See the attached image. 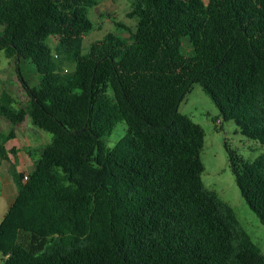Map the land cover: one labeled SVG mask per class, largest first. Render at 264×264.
Wrapping results in <instances>:
<instances>
[{
	"label": "trees",
	"instance_id": "obj_1",
	"mask_svg": "<svg viewBox=\"0 0 264 264\" xmlns=\"http://www.w3.org/2000/svg\"><path fill=\"white\" fill-rule=\"evenodd\" d=\"M94 5L0 0V51L16 72L30 62L38 80L29 87L18 74L20 108L0 97L11 125L0 161L25 120L58 129L30 172L11 170L1 264H264L204 187V131L178 111L199 85L224 121L264 145V0H132L135 31L116 23L126 40L108 33L84 50ZM118 122L126 133L107 148ZM230 162L264 226V155L247 163L230 152Z\"/></svg>",
	"mask_w": 264,
	"mask_h": 264
},
{
	"label": "rangeland",
	"instance_id": "obj_2",
	"mask_svg": "<svg viewBox=\"0 0 264 264\" xmlns=\"http://www.w3.org/2000/svg\"><path fill=\"white\" fill-rule=\"evenodd\" d=\"M131 2L132 0H95V5L88 10L93 31L84 38L83 49H87L91 43L101 40L108 33L115 35L120 41L126 40L127 31H122L116 23H122L132 33L135 31L136 20L127 17ZM54 42L55 38L49 40L50 45ZM18 74L29 87L38 86L37 76L30 62H21L19 72H16L12 60L7 59L4 52L0 51V97L2 94L8 95L14 108H20L26 102L17 78ZM178 111L198 124L204 131L200 154L204 167L201 177L204 187L216 193L219 199L234 211L238 222L251 241L264 254V226L260 224L241 197L230 162L231 152L238 159L251 163L264 155V145L242 136L232 121H224L218 108L199 85L192 86L190 93L180 103ZM10 130L9 122L0 119V133L7 135ZM57 132L58 129L51 130L43 125L34 126L29 120H25L14 129L15 137L7 141L4 146L9 150L8 152L12 148L18 152L14 162L17 166L24 164L25 168L31 169L37 161L39 152L50 144ZM125 133L126 125L118 122L111 134L104 139L105 146L112 148ZM11 157L14 155L11 154ZM3 167L1 171H5L8 175L14 168L12 164ZM5 212L4 201H0V222ZM2 260L3 257L0 255V264Z\"/></svg>",
	"mask_w": 264,
	"mask_h": 264
},
{
	"label": "crops",
	"instance_id": "obj_3",
	"mask_svg": "<svg viewBox=\"0 0 264 264\" xmlns=\"http://www.w3.org/2000/svg\"><path fill=\"white\" fill-rule=\"evenodd\" d=\"M4 150H5L8 161H0V184H1L0 201H4L6 212H7L8 208L10 207V205L13 203V201L16 198V187L13 182L11 173L10 175H8L6 174L5 171L2 172L1 168H4L3 166L6 167V165L8 164H12L14 166L12 171H15L17 173H25V172L28 173L33 168L27 169L25 168L26 166L24 164H21V166H17L16 163L14 162H16L15 159L17 157L16 155L18 154V152L16 151V154L14 155V157H11L10 152H8L9 150L5 146H4ZM26 156H29V155H26ZM28 161H29V158H28Z\"/></svg>",
	"mask_w": 264,
	"mask_h": 264
},
{
	"label": "built area",
	"instance_id": "obj_4",
	"mask_svg": "<svg viewBox=\"0 0 264 264\" xmlns=\"http://www.w3.org/2000/svg\"><path fill=\"white\" fill-rule=\"evenodd\" d=\"M27 178H25V180H26Z\"/></svg>",
	"mask_w": 264,
	"mask_h": 264
}]
</instances>
